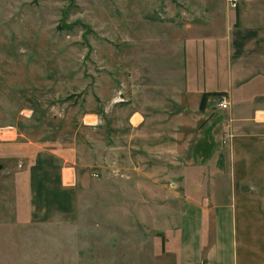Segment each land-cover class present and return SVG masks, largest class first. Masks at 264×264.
I'll use <instances>...</instances> for the list:
<instances>
[{
    "label": "rangeland",
    "instance_id": "obj_1",
    "mask_svg": "<svg viewBox=\"0 0 264 264\" xmlns=\"http://www.w3.org/2000/svg\"><path fill=\"white\" fill-rule=\"evenodd\" d=\"M262 5L261 0H239L235 8L228 0H0V125L14 126L19 140L71 149L75 171L67 182L77 195L72 212L20 224L19 206L25 208L29 198L27 175L21 182L15 171H0V260L176 264L164 234L189 219L192 209L161 204L186 198L197 179L195 190L205 186L200 195L206 196L208 171H161L175 164L156 155L158 144L151 149L144 141L159 138L160 121L177 113L179 86H187L193 74L201 84L209 45L229 39L241 23L237 13L243 12L244 24L254 22ZM192 57L195 72L188 64ZM218 76L220 84L224 73ZM183 112L184 128L207 119L205 113ZM179 146L181 166H197L193 145ZM212 147L199 146L205 168ZM129 153L137 170L128 171ZM0 163L10 166L2 158Z\"/></svg>",
    "mask_w": 264,
    "mask_h": 264
},
{
    "label": "crops",
    "instance_id": "obj_2",
    "mask_svg": "<svg viewBox=\"0 0 264 264\" xmlns=\"http://www.w3.org/2000/svg\"><path fill=\"white\" fill-rule=\"evenodd\" d=\"M261 1L263 5L257 6L254 22L244 24L243 12L237 13L241 23L231 31L229 39L226 36L224 41L209 45L201 84L193 74L187 86H179L177 113L166 122L160 121L163 130L159 138L151 136L144 141L149 148L152 143L158 144L156 155L175 164L173 169L163 165L161 171H208L206 196L200 195L205 186L195 190L199 187L197 179L186 198L161 204L164 208L192 209L189 219L179 220L181 226L177 225L170 235L164 234L165 247L175 254L176 264H264V0ZM218 47L220 52L216 53ZM188 64L195 72L193 57ZM221 72L223 80L217 84ZM221 93L228 100L226 109L217 106ZM184 109L205 113L207 119L203 125L194 122L191 129L184 128L180 120ZM136 114L139 113L132 118ZM144 126L150 129L148 123ZM18 134L14 126L0 125V158L10 165L0 163V171H15L21 182L27 175L28 181V202L25 208L21 202L16 222L43 223L56 213L72 212L77 196L74 184L67 182L75 171L72 150L42 147L30 140H19ZM184 142L193 145L191 160L197 161V166H181L179 152L184 147L179 145ZM204 144L213 145L207 168L199 149ZM129 152L132 153L130 148ZM130 153L133 168L128 171H134L138 169L134 165L136 158ZM0 264L6 261L0 260Z\"/></svg>",
    "mask_w": 264,
    "mask_h": 264
},
{
    "label": "built area",
    "instance_id": "obj_3",
    "mask_svg": "<svg viewBox=\"0 0 264 264\" xmlns=\"http://www.w3.org/2000/svg\"><path fill=\"white\" fill-rule=\"evenodd\" d=\"M228 3L231 7L235 8L238 5L239 0H228ZM217 106L221 109H226L228 107V100L225 95L220 97Z\"/></svg>",
    "mask_w": 264,
    "mask_h": 264
},
{
    "label": "trees",
    "instance_id": "obj_4",
    "mask_svg": "<svg viewBox=\"0 0 264 264\" xmlns=\"http://www.w3.org/2000/svg\"><path fill=\"white\" fill-rule=\"evenodd\" d=\"M202 99H204V98H202Z\"/></svg>",
    "mask_w": 264,
    "mask_h": 264
}]
</instances>
